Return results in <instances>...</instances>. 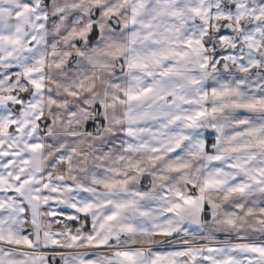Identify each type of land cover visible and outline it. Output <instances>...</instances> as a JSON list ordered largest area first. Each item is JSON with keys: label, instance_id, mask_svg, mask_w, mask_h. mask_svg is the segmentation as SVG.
I'll list each match as a JSON object with an SVG mask.
<instances>
[{"label": "snow or ice", "instance_id": "1", "mask_svg": "<svg viewBox=\"0 0 264 264\" xmlns=\"http://www.w3.org/2000/svg\"><path fill=\"white\" fill-rule=\"evenodd\" d=\"M0 264H264V0H0Z\"/></svg>", "mask_w": 264, "mask_h": 264}]
</instances>
